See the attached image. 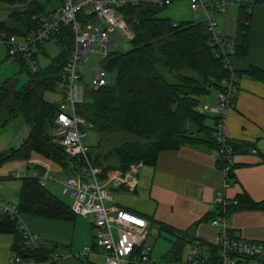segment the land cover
<instances>
[{
  "label": "trees",
  "instance_id": "obj_1",
  "mask_svg": "<svg viewBox=\"0 0 264 264\" xmlns=\"http://www.w3.org/2000/svg\"><path fill=\"white\" fill-rule=\"evenodd\" d=\"M3 1L10 5V11L7 17L0 19V33L25 35L38 29L40 16L48 12L45 5L50 0ZM257 2L264 0H240L237 34L225 37V49L220 54L207 19L202 15L174 21L159 14L167 4L121 7L134 34L130 39L132 46L125 51L114 48L109 52L103 59V66L108 72L116 71L115 81H107L99 87L86 84V100L77 105L78 113L92 123L90 129L99 134L97 142L89 145L93 163L102 168L103 176L113 169L126 170L135 162L156 165L162 152L185 145L216 150L219 166L223 169L234 154L252 147L228 138L221 143L216 128L218 118L201 109L200 97L213 91L218 95L232 73H236L238 79L248 74L264 81V68L251 66L238 71L229 63V55L245 54L249 49L252 8ZM52 37L59 41L62 50L51 63L33 71L23 59H15L29 72V79L18 87L15 78L0 85V128L19 115L28 127L27 136L18 146L0 152V167L9 161L28 160L37 152L60 164L67 176H71L82 168V161L66 153L55 129L59 104L66 90L62 67L73 47V32L65 25ZM33 58H37V50H33ZM48 90L59 91L60 97L48 99L45 95ZM226 145L231 151L229 159L222 161L224 155L220 151ZM260 156L264 162V154ZM4 178L0 175V181ZM232 181L231 171L229 183ZM235 200L236 203L226 208L217 205L206 219L231 215L242 209L264 211V201L254 202L247 194ZM16 206L18 216L0 210V233L13 235L12 256H19L22 263L58 264L53 260L54 246L40 243L38 239L33 244L29 242L20 215L31 213L74 219L77 214L71 204L42 185L39 177H27L22 179ZM163 229L173 232L164 225L161 231ZM177 234L181 235V240L185 237L180 232ZM181 240H175L165 261L181 260L184 247Z\"/></svg>",
  "mask_w": 264,
  "mask_h": 264
},
{
  "label": "crops",
  "instance_id": "obj_2",
  "mask_svg": "<svg viewBox=\"0 0 264 264\" xmlns=\"http://www.w3.org/2000/svg\"><path fill=\"white\" fill-rule=\"evenodd\" d=\"M60 3L61 0H55L53 6L47 10L54 9ZM238 14V4L229 5L224 12L217 13L219 28L225 37L232 38L237 34ZM43 48L42 43L34 47L37 57L38 51ZM229 63L238 71L251 66L264 68V2H257L252 8L248 51L245 54L232 53L229 55ZM7 64L12 69H3ZM21 66V63L9 58L7 45L0 41V85L9 78H16L15 75L23 70ZM83 80L87 85H91L92 77L86 81L83 74ZM217 104L218 95L215 92L213 99L204 100L200 106ZM27 132L28 127L22 116L11 118L6 126L0 128V152L10 146H18L27 136ZM225 136L231 141L252 145L245 152L232 156L233 181L229 184L219 166L216 150L199 145H185L177 150L162 152L156 165L145 164L141 168L136 191L113 190L112 194L119 205L149 221L148 233L151 238L152 235L155 238L163 236L171 241V247L161 260H158L154 255L157 241L151 239L153 256L158 263L166 262L164 258L173 248L175 240H181L182 237L177 232L185 235L181 240L184 247L179 261L186 259L194 237L204 241L207 256L212 259L216 257L219 229L206 218L216 210L220 196L235 199L247 194L254 202L264 201V162L260 156L264 154V81L248 74L239 77L235 103L226 110ZM44 174L59 180L68 177L60 164L37 152L28 160L6 162L0 167V175L5 177L0 181V198L17 205L22 179ZM16 178L21 181L15 180ZM45 185L54 195L63 199L60 195L65 194L59 181L48 180ZM20 220L24 228L40 243L51 244L56 249V254L64 255L58 264H100L101 259L104 261L99 254L84 257L86 262L81 256L73 254L78 235L80 242H84V247L94 244L95 228L87 217L77 215L74 219L67 220L22 213ZM162 225L171 228L173 232L165 229L161 231ZM230 226L235 237L264 241L263 210L235 211L230 215ZM12 243V234L0 233L1 264H10ZM60 245L68 247L67 251L59 250ZM186 246L189 249L184 253Z\"/></svg>",
  "mask_w": 264,
  "mask_h": 264
},
{
  "label": "built area",
  "instance_id": "obj_3",
  "mask_svg": "<svg viewBox=\"0 0 264 264\" xmlns=\"http://www.w3.org/2000/svg\"><path fill=\"white\" fill-rule=\"evenodd\" d=\"M173 0H61L60 5L40 16L38 29L25 35L1 34L0 41L7 45L10 59H23L33 71L38 66L33 58L34 47L50 39L60 29L68 25L73 32V47L70 56L63 65L65 80V98L59 104L56 116L55 133L61 138L66 153L82 161V168L74 175L58 179L49 174L39 177L42 185L48 180L59 181L63 194L73 201L71 209L77 215L89 218L95 228V240L92 246L84 248L82 254H99L103 264H161L153 256V243L148 233L149 221L119 205L112 194L115 189L129 192L137 190L140 171L144 162L130 164L128 169H113L103 176L101 167L93 163L90 145L86 142L92 123L77 111V105L86 100V83L83 80L84 67L88 62L89 52H95L103 59L117 45L110 36V31L119 27L129 39L133 37L121 7L125 5L169 4ZM198 11L197 16L207 19L208 28L218 44V54L224 52L225 37L219 28L217 13L224 12L229 5L240 0H190ZM232 52V51H231ZM238 76L232 73L225 80V88L218 93V105H205L201 109L217 116V136L221 143L225 136V116L228 107L236 100ZM107 70L97 65L91 85L99 87L106 84ZM231 147L221 149L222 161L229 159ZM223 168L227 184L232 171V159ZM235 199L219 197L217 205L226 208ZM0 210L12 216H18L17 206L0 198ZM219 229L218 253L213 259L206 254L204 241L195 238L190 251L183 261L168 260L163 264H264V241L247 240L235 237L230 226V215L219 216L211 220ZM29 242L36 237L28 232ZM82 254H77L80 257ZM63 254H53V260L60 262ZM19 256H12L10 264H21ZM1 264V262H0Z\"/></svg>",
  "mask_w": 264,
  "mask_h": 264
},
{
  "label": "rangeland",
  "instance_id": "obj_4",
  "mask_svg": "<svg viewBox=\"0 0 264 264\" xmlns=\"http://www.w3.org/2000/svg\"><path fill=\"white\" fill-rule=\"evenodd\" d=\"M55 0H50L47 5H45L46 9H50ZM233 5V4H231ZM10 11V5L3 1L0 0V19H3L8 16V13ZM197 10H195L192 6V3L190 0H173L171 3L167 4L166 7L162 8L159 11V14L161 16H166L171 18L174 21H181V20H188V19H195L197 18ZM110 36L113 37L117 45L115 49L125 51L131 48V41L129 38H127L123 33L122 30L119 27H115L113 31H110ZM224 36V35H223ZM225 37V36H224ZM43 49L38 51V57L35 59V62L37 66H46L48 63H51L55 57L61 52L62 50V45L57 41L56 38H50L47 40L42 41ZM9 61V60H8ZM17 65V64H15ZM97 65H103V58L97 56L95 52H89V58L88 62L84 67V79L86 81H89L91 77H93L94 72H95V67ZM22 67V66H21ZM1 69V68H0ZM3 69H12V67L7 64V66ZM19 69V68H17ZM19 73H17L15 76V82L17 86H20L26 80L29 78V72L25 68H21ZM2 72V71H1ZM116 78V71L108 72L107 71V79L108 82L113 83ZM46 97L50 100H56L60 97L59 91H51L48 90L46 91ZM215 96V91L211 92L210 94L206 95H201L200 99L201 102L204 100H208V98L213 99ZM219 103V100H218ZM203 104V103H202ZM218 105V104H217ZM205 106V105H203ZM99 134L94 130L90 129L89 136L86 139V142L89 144H94L98 140ZM15 180L21 181L18 178ZM50 187V185H48ZM65 201H67L69 204H72L73 199L68 196V195H60ZM88 221V220H87ZM151 238V236H150ZM151 239H156L157 243L154 249V255L158 258V260H161V257L167 252V250L171 247V241L165 237L161 236H156V238L152 235ZM84 242H80V236L78 235L75 240L74 248H73V254H82L84 250ZM163 245L166 247H163ZM88 246V245H87ZM190 247V246H189ZM68 247H65V245H60L59 250L67 251ZM189 248H185V252ZM63 253V252H62ZM64 253H69V252H64ZM92 256V255H89ZM81 257L84 260V255L82 254ZM62 260V259H61ZM86 262V260H84ZM103 262V260H100V264Z\"/></svg>",
  "mask_w": 264,
  "mask_h": 264
}]
</instances>
